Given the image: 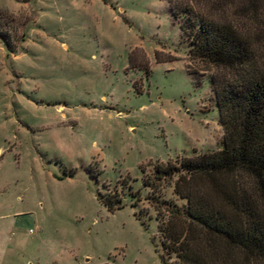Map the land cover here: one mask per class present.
<instances>
[{
  "label": "rangeland",
  "instance_id": "rangeland-1",
  "mask_svg": "<svg viewBox=\"0 0 264 264\" xmlns=\"http://www.w3.org/2000/svg\"><path fill=\"white\" fill-rule=\"evenodd\" d=\"M169 1L0 0V264H162L146 176L223 136ZM224 15L264 60V3Z\"/></svg>",
  "mask_w": 264,
  "mask_h": 264
},
{
  "label": "trees",
  "instance_id": "trees-1",
  "mask_svg": "<svg viewBox=\"0 0 264 264\" xmlns=\"http://www.w3.org/2000/svg\"><path fill=\"white\" fill-rule=\"evenodd\" d=\"M234 3L169 1L174 20L183 17L178 26L189 57L213 70L223 136L220 148L156 163L146 176L162 264H264V60L249 33L224 15ZM241 4L234 9L244 12ZM12 20L0 11V40L10 52ZM163 185L185 203L161 199Z\"/></svg>",
  "mask_w": 264,
  "mask_h": 264
},
{
  "label": "crops",
  "instance_id": "crops-1",
  "mask_svg": "<svg viewBox=\"0 0 264 264\" xmlns=\"http://www.w3.org/2000/svg\"><path fill=\"white\" fill-rule=\"evenodd\" d=\"M222 129V128H221ZM216 150V149H215ZM207 151H211V150H207Z\"/></svg>",
  "mask_w": 264,
  "mask_h": 264
}]
</instances>
